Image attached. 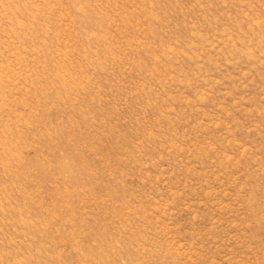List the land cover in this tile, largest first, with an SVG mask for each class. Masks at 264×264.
Here are the masks:
<instances>
[{
    "label": "rangeland",
    "instance_id": "obj_1",
    "mask_svg": "<svg viewBox=\"0 0 264 264\" xmlns=\"http://www.w3.org/2000/svg\"><path fill=\"white\" fill-rule=\"evenodd\" d=\"M0 264H264V0H0Z\"/></svg>",
    "mask_w": 264,
    "mask_h": 264
}]
</instances>
